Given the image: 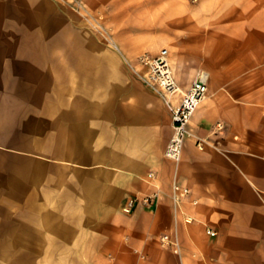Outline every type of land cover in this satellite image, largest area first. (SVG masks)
<instances>
[{
    "label": "crops",
    "instance_id": "0c3cea01",
    "mask_svg": "<svg viewBox=\"0 0 264 264\" xmlns=\"http://www.w3.org/2000/svg\"><path fill=\"white\" fill-rule=\"evenodd\" d=\"M68 1L0 0L1 232L10 213V239L65 245L43 255L264 264V0L166 11L176 39L161 48L173 74L181 59L178 84L208 74L177 162L164 156L172 128L161 98L88 56ZM173 182L190 190L179 210ZM154 192V204L122 212L127 197ZM163 234L177 238L178 253L160 244Z\"/></svg>",
    "mask_w": 264,
    "mask_h": 264
},
{
    "label": "rangeland",
    "instance_id": "374dc122",
    "mask_svg": "<svg viewBox=\"0 0 264 264\" xmlns=\"http://www.w3.org/2000/svg\"><path fill=\"white\" fill-rule=\"evenodd\" d=\"M199 2L200 0H69L67 6L76 16L77 27L87 34L88 56H102L104 72L129 73L142 84L135 73V70H142L138 64V56L144 52L154 54L161 47H166V41L174 43L176 39V16L166 17V11L180 12L181 7L191 10ZM161 41L164 43H160L156 50L151 49L152 44ZM188 55L191 56L190 46ZM175 63L180 64L181 59H176ZM88 71L95 72L99 69L89 64ZM7 179L10 183L11 178ZM103 179L107 183L109 178L104 176ZM0 181L3 182V178ZM11 222H14V218L8 213L4 231L1 232L0 219V264H85L87 259L91 264H111L114 259L112 255H108V251H105V256L97 258L43 255L63 249L65 245L57 241L50 244L37 238L10 239L15 236V225ZM160 238L161 236V244ZM48 249L54 250L47 251Z\"/></svg>",
    "mask_w": 264,
    "mask_h": 264
},
{
    "label": "built area",
    "instance_id": "2783aa9c",
    "mask_svg": "<svg viewBox=\"0 0 264 264\" xmlns=\"http://www.w3.org/2000/svg\"><path fill=\"white\" fill-rule=\"evenodd\" d=\"M118 50V47L115 46ZM142 70H135L136 76L150 91L157 94L167 109L171 117V135L164 149V156L174 162L179 161L185 139L192 135L189 129L191 115L206 97L208 93V74L203 70L196 72L193 80L187 88L182 89L176 81L168 59L166 48L159 49L154 54L142 53L137 58ZM203 140H197V146L201 147ZM153 174H148L151 177ZM190 194L186 186H181L177 182L172 184V202L174 210H179L181 200ZM157 199V193L148 195H132L126 198L121 210L124 213H131L137 204L150 206ZM196 203L195 200L192 201ZM193 220L190 216H184V222ZM208 234L215 235V232L208 229ZM161 244L179 252L180 246L176 237L163 234L160 238Z\"/></svg>",
    "mask_w": 264,
    "mask_h": 264
},
{
    "label": "bare ground",
    "instance_id": "6f19581e",
    "mask_svg": "<svg viewBox=\"0 0 264 264\" xmlns=\"http://www.w3.org/2000/svg\"><path fill=\"white\" fill-rule=\"evenodd\" d=\"M180 66H181V63L179 64V63H174V65H173V68H174V74H175V76L176 75H178L179 74V72H180ZM196 110V109H195ZM195 112V111H194ZM193 112V113H194ZM193 115V114H192ZM192 115H191V117H192Z\"/></svg>",
    "mask_w": 264,
    "mask_h": 264
}]
</instances>
